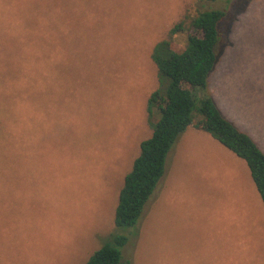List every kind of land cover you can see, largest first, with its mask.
I'll list each match as a JSON object with an SVG mask.
<instances>
[{
    "label": "rangeland",
    "instance_id": "1",
    "mask_svg": "<svg viewBox=\"0 0 264 264\" xmlns=\"http://www.w3.org/2000/svg\"><path fill=\"white\" fill-rule=\"evenodd\" d=\"M212 8L227 18L207 95L264 150V0H0V264H85L116 230L120 189L153 131V47ZM118 232L131 233L124 264H264L247 162L193 125L138 225Z\"/></svg>",
    "mask_w": 264,
    "mask_h": 264
},
{
    "label": "trees",
    "instance_id": "2",
    "mask_svg": "<svg viewBox=\"0 0 264 264\" xmlns=\"http://www.w3.org/2000/svg\"><path fill=\"white\" fill-rule=\"evenodd\" d=\"M226 18L224 9L199 10L196 16L177 21L167 36L154 45L151 57L157 67L158 86L147 100L148 122L153 131L141 141L140 153L120 189L115 209L116 230L85 264H124L122 247L130 241L131 233L120 234L118 229L138 225L146 203L167 172L173 147L190 125L209 133L247 162L264 202V150L248 132L226 118L214 98L207 95V79L218 60L217 47ZM39 24L42 26V17ZM185 27L187 46L181 51L175 36ZM42 41L40 35L36 46ZM198 101L201 103L197 106ZM195 113L201 116L197 121ZM138 229L137 226V232Z\"/></svg>",
    "mask_w": 264,
    "mask_h": 264
}]
</instances>
